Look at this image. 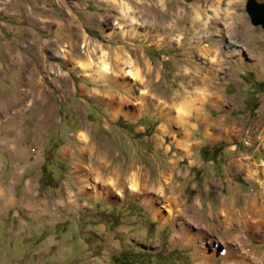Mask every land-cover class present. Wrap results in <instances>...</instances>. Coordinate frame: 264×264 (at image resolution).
Masks as SVG:
<instances>
[{
    "label": "rangeland",
    "instance_id": "1",
    "mask_svg": "<svg viewBox=\"0 0 264 264\" xmlns=\"http://www.w3.org/2000/svg\"><path fill=\"white\" fill-rule=\"evenodd\" d=\"M245 1L0 0V264H264V28ZM100 59L108 79L80 69Z\"/></svg>",
    "mask_w": 264,
    "mask_h": 264
},
{
    "label": "bare ground",
    "instance_id": "2",
    "mask_svg": "<svg viewBox=\"0 0 264 264\" xmlns=\"http://www.w3.org/2000/svg\"><path fill=\"white\" fill-rule=\"evenodd\" d=\"M192 13V12H191ZM193 14L194 15H192V17H191V21H190V26H189V28H190V30L188 29V30H186V31H184V33L185 34H191V32H192V34H191V38H194L195 39V29L194 28H196L195 26H197L198 27V29H199V31L201 32H203L204 30H205V28H204V26H203V24L197 19V17H196V15L198 14V12L197 11H193ZM130 24H132V23H130ZM228 32V31H227ZM203 40L201 39L200 41L199 40H197L196 41V43H200V42H202ZM190 45V44H189ZM229 47V46H228ZM188 49L191 51L192 50V46H189L188 47ZM200 50H202V48H200ZM235 52L236 51H238L237 49H235L234 50ZM203 58H205V55H203ZM213 59V58H212ZM129 64H131L130 62H129ZM93 67H95V68H93ZM80 69L82 70V71H84L85 72V74L87 75V76H89V77H92V78H95V79H104V80H106V79H108L109 78V75H110V66L108 65V63L104 60V59H100L98 62H97V65L96 64H94L91 60H88L87 61V64L85 65V66H83V65H80ZM89 71H94L95 72V75H94V77L92 76V74H90V73H88ZM124 74L125 75H127V76H130L131 78H133V79H137V78H139V75H138V72H136V71H133L132 69H127V70H125V72H124ZM188 75V74H187ZM189 75H192V74H189ZM189 77V76H188ZM206 79V77L205 76H198V75H196V74H193L192 76H191V82H193V83H196V82H198V81H200V83H202L203 84V82H204V80ZM189 81V80H188ZM190 82V81H189ZM202 89V90H201ZM203 89H205L204 87H201V88H195V90L194 91H191V92H185V93H187V95H185L184 97H183V102H182V105L183 106H186V107H188V108H191L192 106H193V104H194V102L196 103V101H198L201 97H203V96H205L206 94V90L205 91H203ZM198 111V110H197ZM196 111V112H197ZM184 115H186V113H184V114H182L179 118L181 119V121H182V119H184V118H186ZM197 115H199L198 113H197ZM202 119V121L203 120H205L204 119V117H202L201 118ZM81 135V134H80ZM81 137V136H80ZM85 140V137L83 138L82 137V140ZM81 151V150H80ZM98 155V154H97ZM98 157H99V155H98ZM102 160V159H101ZM135 177H134V174H131V177L128 179V183H127V188L129 189V190H137L138 188H137V183L136 182H133L135 179H134ZM171 188V187H170ZM172 189V188H171ZM170 193V192H169ZM175 197V195L173 194V192L171 191V193L168 195V196H166V197H164L163 195H162V199L161 200H165V201H169L170 199H172V198H174ZM178 197V196H177ZM177 199V198H176ZM2 202V201H1ZM5 202V201H4ZM174 202V201H173ZM167 203V202H166ZM163 204V203H162ZM156 209V208H155ZM155 213L157 214V215H159L160 214V212L158 211V210H156L155 211ZM257 213V212H256ZM252 229H254V228H252ZM183 233L185 234V230H183Z\"/></svg>",
    "mask_w": 264,
    "mask_h": 264
},
{
    "label": "water",
    "instance_id": "3",
    "mask_svg": "<svg viewBox=\"0 0 264 264\" xmlns=\"http://www.w3.org/2000/svg\"><path fill=\"white\" fill-rule=\"evenodd\" d=\"M244 6L250 23L264 28V3H259L256 0H246Z\"/></svg>",
    "mask_w": 264,
    "mask_h": 264
},
{
    "label": "trees",
    "instance_id": "4",
    "mask_svg": "<svg viewBox=\"0 0 264 264\" xmlns=\"http://www.w3.org/2000/svg\"><path fill=\"white\" fill-rule=\"evenodd\" d=\"M258 86H259V88L261 89V86H264V83H258ZM209 156V157H208ZM203 157V159L205 160V161H209V160H211V161H215L216 159H217V157H218V152H216L215 150L214 151H212L211 153H209V154H207V151H204V155L202 156ZM121 252V251H120ZM121 257L123 258L122 259V262H121V264H130V263H128V260H129V258L127 259V258H125L124 257V255H121ZM160 257V256H159ZM161 258V257H160ZM127 259V260H126ZM159 259V258H158ZM174 259V258H173ZM159 262V261H158Z\"/></svg>",
    "mask_w": 264,
    "mask_h": 264
},
{
    "label": "crops",
    "instance_id": "5",
    "mask_svg": "<svg viewBox=\"0 0 264 264\" xmlns=\"http://www.w3.org/2000/svg\"><path fill=\"white\" fill-rule=\"evenodd\" d=\"M248 206H250V209L252 208V205H251V203H249V204H248ZM245 225H246L247 227L249 226V224H248V223H246ZM239 261H240V263H242V262H243L241 259H239ZM244 261H245V260H244ZM245 262H246V264H248L247 262H250V261H249L248 259H246V261H245Z\"/></svg>",
    "mask_w": 264,
    "mask_h": 264
}]
</instances>
